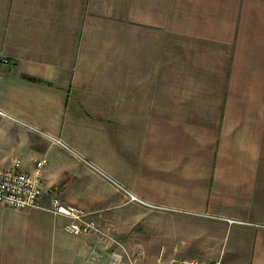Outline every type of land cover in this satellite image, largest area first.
Listing matches in <instances>:
<instances>
[{
	"label": "crops",
	"instance_id": "crops-1",
	"mask_svg": "<svg viewBox=\"0 0 264 264\" xmlns=\"http://www.w3.org/2000/svg\"><path fill=\"white\" fill-rule=\"evenodd\" d=\"M0 7L9 25L0 38L9 61L0 64V168L20 158L34 172L45 157L46 188L128 241L139 226L162 240L178 230L163 216L184 213L202 223L187 234L212 249L211 262L225 248L228 264H264V0ZM76 155L157 208L130 201ZM48 205L45 195L38 207L0 204L9 224L0 264H112L103 238L68 233ZM220 231L230 232L227 243Z\"/></svg>",
	"mask_w": 264,
	"mask_h": 264
},
{
	"label": "built area",
	"instance_id": "built-area-1",
	"mask_svg": "<svg viewBox=\"0 0 264 264\" xmlns=\"http://www.w3.org/2000/svg\"><path fill=\"white\" fill-rule=\"evenodd\" d=\"M7 58H1V63H8ZM31 130L38 132L44 138L49 141L59 144L62 147H67L58 137L49 135L30 127ZM74 153V152H73ZM75 154V153H74ZM83 160L89 167L104 175V173L95 167L92 163L86 161L79 155H76ZM48 160L43 157L34 160L35 170L34 172L27 171L24 168L22 159L15 158L12 160L11 166L7 168H0V204L10 207L14 210H23L27 208H33L39 206V200L43 195H49V205L45 207L46 210L56 216H62L67 219L65 230L72 235H98L106 241L112 244H117L119 251H113L110 254L111 262H121L123 253L127 256L129 264H137L138 259L143 256L141 248L134 249L132 252H127L123 245H121L116 239H114L110 233L106 232L102 226L93 218L92 213L85 211L73 204L66 203L58 195L57 189L53 187L46 188L43 178V167ZM108 178L107 176H105ZM112 181L110 178H108ZM115 183L114 181H112ZM122 191H124L129 197L130 201L141 203L150 208H157L153 204H149L131 192L124 189L121 185L115 183ZM221 260L216 259L211 263H203L195 259H181L171 260L168 264H220Z\"/></svg>",
	"mask_w": 264,
	"mask_h": 264
},
{
	"label": "rangeland",
	"instance_id": "rangeland-1",
	"mask_svg": "<svg viewBox=\"0 0 264 264\" xmlns=\"http://www.w3.org/2000/svg\"><path fill=\"white\" fill-rule=\"evenodd\" d=\"M2 1V0H0ZM8 8L0 7V38H5L8 35V26L3 23V17L8 16V12L6 11ZM7 12V13H6ZM1 58H5V56H0ZM47 185H45L46 187ZM53 187V189H57L54 186H48V188ZM49 199V195H45ZM65 202V201H64ZM1 208V207H0ZM87 211L86 209H84ZM11 211V210H9ZM89 212V211H88ZM159 212V211H156ZM12 214V212H10ZM93 218L98 222L97 218ZM7 216L0 215V243L4 241V243H8L6 237L9 234L8 222L5 220ZM206 220H203V222ZM150 223H154V219L152 221H148ZM163 224L165 227H170L169 225L178 226V230L174 232L164 231L162 240L155 239L153 231H150L149 228L145 230L142 226H139L135 232H131L129 237V241L125 238H122L120 235L118 236L111 230H108L107 227L102 225L100 222V226L110 233V235L116 239L127 252H132L134 249L141 248L143 252V256L138 259L137 264H152L153 255L161 257L158 263L160 264H168L171 260H181V259H195L203 263H211L212 257V249L210 248H201L199 245L201 242L197 240L198 238H194V242L189 240V236L187 234L188 227H193V229H197L199 225L202 223L200 221L189 220L184 213L176 217L163 216ZM204 224V223H203ZM207 225V224H206ZM175 227V226H172ZM224 238L225 243H227L230 232L228 231H220L218 232V237ZM100 237V236H99ZM4 238V239H3ZM106 241V240H105ZM110 241V240H109ZM106 241V248L109 254L113 251L117 250L118 245L112 244L111 242ZM228 251V250H227ZM225 248L222 251L221 255V263L220 264H228L230 260L228 254H224ZM155 255V256H156ZM152 258V259H151ZM169 258L168 260H166ZM109 264V263H108ZM114 264H129V260L127 256L123 253V258L121 262H115Z\"/></svg>",
	"mask_w": 264,
	"mask_h": 264
}]
</instances>
